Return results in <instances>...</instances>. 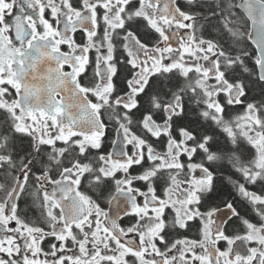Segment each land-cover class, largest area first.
<instances>
[{"label": "snow or ice", "instance_id": "obj_1", "mask_svg": "<svg viewBox=\"0 0 264 264\" xmlns=\"http://www.w3.org/2000/svg\"><path fill=\"white\" fill-rule=\"evenodd\" d=\"M0 5L10 18L12 0ZM76 5L100 44L94 75L111 86L114 119L95 125L94 148L0 109V210L17 217L0 223V261L5 237L26 239L17 220L31 205L61 230L83 221L53 260L264 264V0ZM109 161L125 167L109 175Z\"/></svg>", "mask_w": 264, "mask_h": 264}, {"label": "flooded vegetation", "instance_id": "obj_2", "mask_svg": "<svg viewBox=\"0 0 264 264\" xmlns=\"http://www.w3.org/2000/svg\"><path fill=\"white\" fill-rule=\"evenodd\" d=\"M83 2L85 8H88V0H83ZM12 5L9 8L11 17L4 16L3 20H0V27L4 30L10 46L18 53V56H23L31 41L38 38H49L52 49L67 55L68 58L63 65L64 73L72 75V80L82 88L84 95L97 107L100 119H114L111 113L115 111V108L109 105L111 86H103L94 75V57L99 55L100 44L98 40L93 39L95 33L87 31V17L76 5V0H12ZM2 7L3 5L0 6ZM46 11L49 13L47 17L45 16ZM93 49L95 52L90 51ZM2 66L3 64H0V109H6L15 114V110L21 106L17 87L12 84L14 63L8 60V68L2 69ZM56 98L58 101L62 100L61 95ZM22 112L26 114L23 109ZM26 115L32 116L33 119L37 115L42 119H51L54 124L59 125V138L66 143L72 141L74 144L90 145L94 148L99 147L101 143V133L96 130H91L89 134L74 132L60 108L52 111L51 115L43 111L35 114L30 111ZM74 137H79V139L74 140ZM109 167L108 174L111 175L125 166L119 161H109ZM64 218L61 217V219ZM7 219H17V217L13 214L10 218H4L0 210V223H4L5 227ZM17 222V231H19V226H23L22 236L26 239L16 242L15 237H5L4 239L9 241V247L3 251L10 255L8 261H0V264H9V261L11 264H64L65 259H68L70 264H87L80 256L75 258L61 256L58 259H52L60 251H71L66 248L69 240L74 242L72 247H76L75 242L80 240V234L72 231L71 224L74 223L79 228L83 224L82 220L72 219L61 230L50 210L45 216L34 211L29 205L21 212V217ZM53 237L60 241L59 249L55 247ZM84 243L85 241H80L81 255L84 254L82 251ZM20 253L23 255H19Z\"/></svg>", "mask_w": 264, "mask_h": 264}, {"label": "water", "instance_id": "obj_3", "mask_svg": "<svg viewBox=\"0 0 264 264\" xmlns=\"http://www.w3.org/2000/svg\"><path fill=\"white\" fill-rule=\"evenodd\" d=\"M67 55L52 49L49 38L31 41L22 57L10 46L4 30L0 27V64L8 68L13 61L15 71L12 84L17 87L20 106L26 112L52 114L60 108L70 128L79 134L96 130L101 121L97 108L84 95L72 75L64 73ZM71 86V87H69ZM62 100L58 101L57 96Z\"/></svg>", "mask_w": 264, "mask_h": 264}]
</instances>
